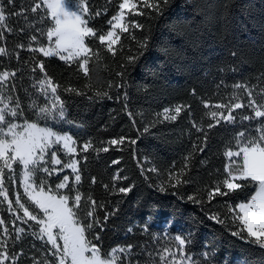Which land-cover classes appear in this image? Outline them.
Wrapping results in <instances>:
<instances>
[{
  "label": "trees",
  "instance_id": "trees-1",
  "mask_svg": "<svg viewBox=\"0 0 264 264\" xmlns=\"http://www.w3.org/2000/svg\"><path fill=\"white\" fill-rule=\"evenodd\" d=\"M136 2L144 15L128 13L127 20H135L143 27H130L131 35L122 34L123 49L115 57L101 49L102 58H93L90 76L85 77L76 65L66 64L58 57L46 58L27 47L17 48L19 44L29 43L38 47L30 41L33 34L42 40L46 37L35 31L42 25L35 22L34 14L25 12L28 0H15V8L7 6L4 0L6 22L0 29L4 33L0 36V47H5L9 54L0 56V72L15 71L16 75L0 86V92L21 101L24 115L17 121L35 119L30 105L40 93L33 85L43 78V73L32 68L37 60L44 61L48 76L59 85L67 119L57 117L39 123L67 132L78 140V154L73 157L80 160L82 196L91 195L98 205L104 206L97 210L101 220L106 212L115 213L102 231L97 229L103 250L132 245V264H146L150 254L155 259L158 250L164 247L175 251L174 237L180 235L187 240L188 254L199 264H264V249L231 235L235 225L230 216L223 224L210 218L225 213V201H234L241 193L216 197L209 203L206 191L224 177L227 157L223 153L234 133L244 130L245 125L252 131L257 123L244 121L210 129L209 124L215 121L206 113L218 111L215 104L229 102L233 92L246 104V94L232 87L237 82L256 86L257 93L264 87V0H169L159 12L144 8L140 0ZM90 5L93 11L108 9L93 21L97 28L118 10V0L110 3L90 0ZM17 12L24 15H16ZM143 40H147L146 50L139 47V41ZM91 43L98 47V41ZM130 56L138 59L129 63ZM118 72H124L123 78L117 76ZM109 81L114 85L123 83L124 87L108 89ZM89 84L91 89L87 87ZM9 85L14 86L10 93ZM70 87L82 90L84 95L64 90ZM97 90L109 91L112 98L96 97ZM256 98L259 100V95ZM43 101L41 96L40 103ZM204 102L211 107L204 108ZM176 105L185 106L176 121L158 115L165 107ZM235 114L240 117L251 113L238 109ZM205 135L207 147L201 153L195 146H203ZM121 137L122 145H109L111 139ZM85 141L110 150L79 152ZM189 153L192 159L182 177L187 183L171 187L169 174L179 171ZM58 154L66 159L62 153ZM83 156H87L86 161ZM114 160L119 163L113 164ZM150 168L157 171H148ZM59 174L61 178L69 175V183L74 184L71 171ZM114 175L127 179L114 181ZM16 177V182L8 185L11 199L17 193L24 195L19 172ZM91 177L96 178L95 184L91 183ZM113 184L131 187L132 191L121 194L112 188ZM244 191L250 192L251 188ZM188 196L200 202L189 201ZM0 216L11 227L13 214L4 204H0ZM17 224L26 229L21 240L13 245L15 251L23 252L18 264H33V260L39 262L48 256L43 242L31 235L34 222L17 221Z\"/></svg>",
  "mask_w": 264,
  "mask_h": 264
},
{
  "label": "snow or ice",
  "instance_id": "snow-or-ice-1",
  "mask_svg": "<svg viewBox=\"0 0 264 264\" xmlns=\"http://www.w3.org/2000/svg\"><path fill=\"white\" fill-rule=\"evenodd\" d=\"M111 2V0H107ZM144 8L161 11L162 5H167L169 0H140ZM6 5L15 8V0H6ZM127 10V12H126ZM6 7L4 0H0V29L6 22ZM107 8L93 11L90 0H28V8L25 12L34 14L33 19L42 27L35 31L46 40L38 39L36 34L30 36L32 43L19 44L17 48L39 52L46 58L58 57L69 65H76L85 77L90 76V62L93 58L101 59V49L117 55L118 50L123 49L122 34L130 33V27L142 28L143 25L135 20L128 21L127 15H144L136 0H118V10L110 16L99 28L93 21L106 14ZM16 15H24L17 12ZM12 15V13H9ZM33 27V25H29ZM119 30V31H117ZM11 31V30H9ZM0 30V36H3ZM132 39H136L132 35ZM92 41H98V47L92 46ZM139 47L146 50L147 40L139 41ZM5 47H0V56L8 55ZM143 52H141V55ZM233 56L236 53H232ZM17 58H19L17 54ZM138 57L127 58L129 63H134ZM39 70L43 78H38L33 85L38 88L40 96H36L30 105L35 119H24L23 123L16 122L24 115L19 98L5 95L0 92V204L6 205L7 211L13 214L11 227L0 216V264H18L23 252L14 250L13 245L21 240L26 233L24 227H20L17 221L23 224L34 222L31 235L43 242L45 251L49 254L39 262L33 260V264H132V245L114 247L109 251L103 250L99 244L100 235L106 221L114 212H106L103 220L97 215L98 205L91 196H82V170L79 167L80 160L73 158L78 154V140L67 132L54 130L52 127L41 126L40 120L56 119L66 120L65 103L58 93L59 85L48 76L43 60L35 62L32 71ZM16 72H0V86L8 84L10 77H15ZM264 75V74H262ZM117 76L123 78L124 72H118ZM14 86L9 85V93ZM91 89V85H87ZM123 88V83L113 84L108 82V89ZM236 90H242L247 96V103L241 102V97L233 92L227 103L215 104V109L206 115L210 116L215 124H209V128L216 125H236L244 121L255 120L256 126L249 131L237 130L225 146L223 155L227 157L224 166V177L210 186L207 191L209 203L216 197H229L241 193L234 201H225V213L213 214L210 218L217 223H225V219L231 217V223L235 230L231 232L234 237L247 239L250 243L264 249V87L255 92L256 86L246 82H237L232 86ZM65 91L84 95L82 90L74 87ZM195 94V90H193ZM96 97L112 98L109 91H99ZM127 98V93L124 94ZM259 95V100L256 96ZM44 97L40 103V97ZM91 98V97H90ZM204 108L211 105L204 102ZM183 105L174 108L165 107L162 113L164 120L176 121L184 110ZM190 107V106H188ZM247 109L251 114H242L238 117L235 110ZM131 115V113H129ZM68 123H72L68 120ZM195 127V125H193ZM147 130V129H145ZM202 131V129H197ZM109 145L119 146L124 143V138L111 139ZM136 143V141H132ZM203 146H195L197 151L203 153L207 147V135L204 136ZM90 150L96 152H108L109 147H94L93 142L85 141L79 147V152L87 153ZM62 153L67 157L62 163ZM84 161L87 156H83ZM192 159V154L184 158V164L179 171L170 173L168 182L171 187H178L187 183L182 179L186 175V169ZM113 164L119 161L114 160ZM205 163V161H201ZM60 165L59 170L54 167ZM64 169H71L74 174V184L69 183V175L60 176ZM148 171L155 172L156 168ZM19 172V183L23 187V197L17 193L14 199L10 198L8 185L16 182V173ZM55 174V175H54ZM127 179V177L113 176L114 181ZM91 183H96V178L91 177ZM107 189L109 185H104ZM250 192H245L246 188ZM112 188L119 193L127 195L132 191L131 187ZM66 190V191H62ZM161 191L164 188L161 187ZM26 197V199H25ZM189 201H195V197L188 196ZM200 202V201H195ZM22 213V215H21ZM224 216V219L221 216ZM38 229V231H37ZM99 229V231H97ZM132 231V229H129ZM92 236V239H89ZM11 239V243L9 242ZM176 250L172 247H164L158 250L156 258L151 254L146 264H199L188 254L187 240L180 235L174 237ZM207 255V254H205Z\"/></svg>",
  "mask_w": 264,
  "mask_h": 264
},
{
  "label": "rangeland",
  "instance_id": "rangeland-1",
  "mask_svg": "<svg viewBox=\"0 0 264 264\" xmlns=\"http://www.w3.org/2000/svg\"><path fill=\"white\" fill-rule=\"evenodd\" d=\"M69 3L70 4H74V0H69ZM127 11V10H126ZM118 31V30H117ZM4 86V85H3ZM3 86H1V87H3ZM16 122H18V123H23V121H16ZM59 155V154H58ZM65 157V156H64ZM66 159L65 160H63L62 159V163H64V162H66V160H67V157H65ZM74 158V157H73ZM228 159V158H227ZM54 167H56L58 170H59V168H60V165H56V166H54ZM66 170H69V171H71V169H64V171H66ZM73 179H74V174H73ZM75 182V181H74ZM62 191H64V190H62Z\"/></svg>",
  "mask_w": 264,
  "mask_h": 264
}]
</instances>
